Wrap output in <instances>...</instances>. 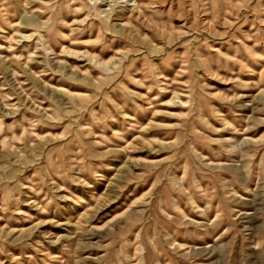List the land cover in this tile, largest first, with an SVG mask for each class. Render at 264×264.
Returning a JSON list of instances; mask_svg holds the SVG:
<instances>
[{
    "label": "rangeland",
    "instance_id": "obj_1",
    "mask_svg": "<svg viewBox=\"0 0 264 264\" xmlns=\"http://www.w3.org/2000/svg\"><path fill=\"white\" fill-rule=\"evenodd\" d=\"M0 264H264V0H0Z\"/></svg>",
    "mask_w": 264,
    "mask_h": 264
}]
</instances>
